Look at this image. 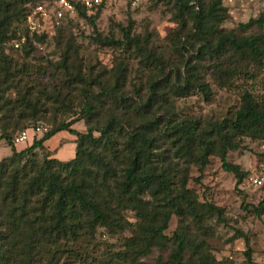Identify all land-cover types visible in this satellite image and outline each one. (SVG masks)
I'll use <instances>...</instances> for the list:
<instances>
[{"label":"trees","instance_id":"1","mask_svg":"<svg viewBox=\"0 0 264 264\" xmlns=\"http://www.w3.org/2000/svg\"><path fill=\"white\" fill-rule=\"evenodd\" d=\"M49 1L53 0H0V58L3 61H6L3 45L16 39L15 32H9L15 21H21L26 37L16 48L11 44L13 49L27 55V50L41 42L43 33L28 32L23 24L34 8L29 6ZM68 1L74 6V14L86 18L87 11L76 0ZM166 1H172L176 7L174 17L180 24L178 32L184 34L183 38L175 34L171 41V47L181 60L177 75L172 78L151 75L143 97L137 92L132 96L122 91L124 70L119 66L111 75L110 86L106 82L100 84L101 97L116 103L115 111L132 109L140 119L139 124L125 127L114 114L108 116L104 124L87 127L86 133L81 134L71 126L80 120L86 121L96 107H102V104L96 106L85 101L76 119L57 125L29 147L16 151L12 144L15 137L11 138L9 131L13 128L10 121H19L25 116L15 115L11 101L0 105V111L5 109L0 122V142L10 149V155L0 160V264H37L36 258L47 254L51 248L56 249L60 243L64 246L73 243L79 234L91 239L97 228L108 234L125 231L131 234L123 241L121 251L106 259V264H143L137 260L152 248H165L170 240L172 248L167 260L154 264H182L187 250H190L187 264H231L216 261L204 241L190 240L185 218L199 223L205 212L211 216L208 223L218 222L220 208L197 203L185 189L186 176L182 170H171L169 159H186L188 163L197 164V171L201 173L208 164V157L217 156L222 171L233 175L237 189L247 174L226 162V152L239 148L230 141L231 132L264 143V105H258L245 94L233 117L213 125L210 131H200L198 124L189 120L174 123L169 118L161 122L153 113L168 104L169 96L182 98L195 90L207 99L208 86L198 75L205 58L212 62L208 68L220 82V88L233 75L250 78L249 72L235 62V66L229 67L230 62L223 64L220 60L230 53L239 62L249 61L246 67L249 63L262 64L264 35L238 37L234 30H223L220 27L225 15L222 0H209L206 4L203 0ZM99 6L100 2L93 9ZM184 16L190 21L189 28ZM87 19L96 32L94 17ZM263 24L264 14L239 24L237 29L245 33L252 26ZM130 25L121 29L119 45L126 49L134 46L142 56L143 69L159 66V58L141 48L139 42L144 40L129 37ZM182 53L189 57L185 58ZM57 67L64 68L63 62ZM2 74L8 75V71ZM20 101L25 105L22 113L35 112L25 96ZM60 132L74 137L73 158L59 161L47 156L40 164L33 161L35 151L42 150L43 144ZM211 135L217 139L216 147ZM124 210L134 213L136 224L122 220ZM252 211L257 216L263 214L264 200ZM171 217L177 219V226L168 237L164 232ZM243 256L245 264H253L248 248Z\"/></svg>","mask_w":264,"mask_h":264},{"label":"rangeland","instance_id":"2","mask_svg":"<svg viewBox=\"0 0 264 264\" xmlns=\"http://www.w3.org/2000/svg\"><path fill=\"white\" fill-rule=\"evenodd\" d=\"M208 1L203 0L204 4ZM100 5L85 12L84 19L76 14H73L72 18L57 19L51 1L29 6H41L45 15L42 18L37 17L43 38L40 43H35L32 50L26 51L27 55L11 46L24 41L26 37L21 21L12 23L9 32H15L16 39L13 42L8 41L2 47L6 61L0 58V105L11 101L15 107V115L25 116L15 121L16 125L14 120L10 121L13 126L9 129L11 138L28 130V140L23 145L18 144L17 148H27L57 125L76 119L85 101L96 106L102 104V107H96L95 113L86 121L80 120L71 126L81 134L86 133L87 127H99L104 124L108 116L114 114L125 127L139 124L140 119L132 109L115 111L113 107L116 103L101 97L100 84L106 82L110 86L111 75L118 66L124 70L121 89L132 96L136 92L140 97L145 95L146 81L151 75L171 78L177 75L181 60L171 47V41L175 34L180 35L183 32H178L180 24L174 17L177 9L172 1L100 0ZM189 6L193 9L192 3ZM221 7L225 10L224 19L220 24L223 30H234L238 37L264 35V24L252 26L245 33L237 29L239 24H246L264 14V0H222ZM89 17L95 19L96 32H93L89 24ZM184 18L187 21L186 27L189 28L190 21L187 17ZM129 23V37L144 40L139 42L141 48L159 58V66L143 69L140 52L134 46L126 49L119 45L122 43L121 29L126 28ZM25 26L26 19L23 24V27ZM27 34L26 31L25 35ZM183 36L184 34H181L180 38ZM261 48L264 50V43ZM182 54L185 58L189 57L185 53ZM205 59L207 60L201 62L203 68H199L198 75L208 86L207 99L195 90L182 98L169 96L166 106L154 110V117L161 122L169 118L174 123L189 120L196 122L200 131H210L213 125L233 117L245 94L258 105H264V60L262 64L249 63L246 67L249 61L239 62L230 53L221 57L223 64L230 62L229 67L239 66L249 72L250 78L236 74L220 88V82L208 68L212 62L208 58ZM60 62H63L64 68L57 67ZM4 71H8V75L4 76ZM23 96L34 106L33 114L29 110L25 114L22 113L25 105L20 99ZM1 110L0 122L5 109ZM211 136L216 147L217 139L214 135ZM94 137H98V134H94ZM56 141L57 137H53L48 146L43 144L42 150H36L33 161L40 164L47 156L51 157L55 153L57 160L68 161L65 159L66 154L60 153V150L56 152ZM230 141L239 148L237 151L226 152V162L238 166L240 171L247 174L237 189L234 188L233 175L222 171L217 156L208 157V164L201 173L197 171V164L188 163L186 159H169L172 161L171 170H182L181 173L186 176L185 189L195 197L197 203L220 208L218 222L208 223L207 220L211 219V216L204 212L201 222L186 217L184 224L190 240L204 241L216 261L245 264L243 252L248 248L253 264H264V213L257 216L252 211V208L264 200V152L261 150L264 143L232 132ZM59 144L61 143L58 142V146ZM3 151L1 148L0 153ZM5 156L8 154L2 155L0 160ZM254 178L261 181L260 185L252 183ZM122 220L132 225L137 223L134 213L130 210L122 212ZM176 226L177 219L171 217L164 235L171 237ZM130 236L128 231L108 234L105 230L97 228L91 239L79 234L75 242L66 246L60 243L57 247L59 250L51 248L47 254L36 258L37 264H106V259L121 251L123 241ZM171 248L170 240L165 248H152L137 262L163 263L167 260ZM189 256L190 250H187L182 256V264H187Z\"/></svg>","mask_w":264,"mask_h":264},{"label":"built area","instance_id":"3","mask_svg":"<svg viewBox=\"0 0 264 264\" xmlns=\"http://www.w3.org/2000/svg\"><path fill=\"white\" fill-rule=\"evenodd\" d=\"M79 5L84 8L86 11H90L94 7H96L100 0H78ZM54 6V16L57 19H65L67 17H71L74 14V6L68 0H53L51 2ZM44 9L41 6H37L31 11L26 17V26L28 32H40L41 25L37 17L42 18L44 14ZM23 41H19L22 44ZM18 44H15L14 47L16 48ZM27 131L24 130L20 132L14 139L13 145L25 143L27 140ZM261 150L264 152V144L261 145ZM253 184L260 185L261 181L258 178L252 179Z\"/></svg>","mask_w":264,"mask_h":264},{"label":"crops","instance_id":"4","mask_svg":"<svg viewBox=\"0 0 264 264\" xmlns=\"http://www.w3.org/2000/svg\"><path fill=\"white\" fill-rule=\"evenodd\" d=\"M53 137H57V141L55 142V144L57 145L56 147L57 150L56 152H58L60 150V153L63 152V154H66V157L65 159L67 158L68 160L72 159L73 158V155H74V144H73V140H74V137L73 136H70L69 134L67 133H64V132H60V133H57L55 134ZM52 137V138H53ZM50 138L48 141H46L44 144H46V146H48V142L52 139ZM27 140H28V136H27ZM58 142L61 143L59 144L60 146H58ZM22 145L25 144V143H21ZM69 145V146H67ZM18 147V144L14 145V149L16 151H20L22 150L23 148H17ZM3 148V153H0V157L3 155H6L8 154V156L10 155V149L8 147H6V145L2 142H0V149ZM52 148V147H51ZM50 148V149H51ZM65 151V152H64ZM56 154V153H55ZM55 154L51 156V158H55ZM8 156H5L3 158H6ZM2 158V159H3ZM60 159H63L62 157H60Z\"/></svg>","mask_w":264,"mask_h":264}]
</instances>
